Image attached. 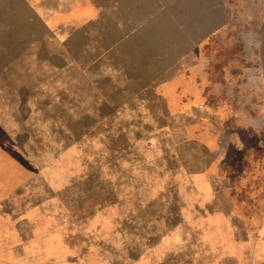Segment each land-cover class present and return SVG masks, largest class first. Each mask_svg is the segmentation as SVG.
I'll return each mask as SVG.
<instances>
[{
  "label": "rangeland",
  "instance_id": "1",
  "mask_svg": "<svg viewBox=\"0 0 264 264\" xmlns=\"http://www.w3.org/2000/svg\"><path fill=\"white\" fill-rule=\"evenodd\" d=\"M87 1L0 6V264L264 262V0Z\"/></svg>",
  "mask_w": 264,
  "mask_h": 264
},
{
  "label": "crops",
  "instance_id": "2",
  "mask_svg": "<svg viewBox=\"0 0 264 264\" xmlns=\"http://www.w3.org/2000/svg\"><path fill=\"white\" fill-rule=\"evenodd\" d=\"M13 0H0V6H5V5H13V6H25V7H29V8H44V7H51L52 9H48V10H41L40 11V16H41V20L48 23L49 26L51 27H54V26H57V24L59 23H63V22H69V21H77L81 18V15H75L74 12H68L66 9H64V7L67 5V0H14V1H18L17 3L15 4H12ZM84 1H87V0H84ZM90 2V5L89 6H92V5H96L97 3L95 2H92L94 0H88ZM87 1V2H88ZM76 4L74 3V6ZM40 20V21H41ZM51 24V25H50ZM206 170L209 169V168H212L213 166V161H208V163H206ZM200 174V173H199ZM212 177V175H211ZM196 199H200V196H199V193L196 194ZM213 195V193H212ZM212 199H215V201L218 200V192L217 191H214V198L212 197ZM210 208V207H209ZM222 211H223V214H228V211L226 209V207H222ZM197 210V208H196ZM195 210V211H196ZM211 213L213 212V203L211 204ZM215 212L213 214L216 213V215H218V210H217V207H215ZM199 212V211H198ZM210 218V217H209ZM213 217H211V222H210V229L211 230H218L220 229V226L217 224L216 221H213L212 219ZM263 218V216H262ZM208 219V218H206ZM245 220V219H244ZM205 221H208V220H205ZM207 223V222H206ZM245 225L246 227H242L241 225H239L242 229V231H244V229L246 228L248 231H251L252 228L250 227V225L246 222L245 220ZM202 224L204 225V222H202ZM263 228V225L261 226ZM260 227V230H261V233L259 234L260 237H257V238H238L239 241H242V244L243 246L247 247V248H254V253L255 252H258V255L254 256V259H258L259 258V252L262 254L261 256H263V251H264V234L262 233V230ZM201 228L203 229V226H201ZM230 241L229 239H223V241H219L216 245V247H222V246H230ZM209 245H211V241L209 240ZM246 253H248V251L246 250ZM248 256H250L248 254ZM251 257V256H250ZM248 258V257H247ZM221 261H219V264H235L234 260L232 258L229 259V256L226 255V257L224 258H221L220 259ZM261 264H264V262H260ZM209 264H213V262L209 263ZM236 264H240V262L238 260H236Z\"/></svg>",
  "mask_w": 264,
  "mask_h": 264
}]
</instances>
